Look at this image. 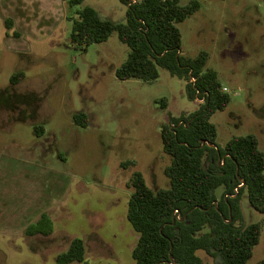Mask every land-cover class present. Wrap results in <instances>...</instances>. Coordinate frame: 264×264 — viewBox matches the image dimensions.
Masks as SVG:
<instances>
[{
    "label": "rangeland",
    "instance_id": "1",
    "mask_svg": "<svg viewBox=\"0 0 264 264\" xmlns=\"http://www.w3.org/2000/svg\"><path fill=\"white\" fill-rule=\"evenodd\" d=\"M201 3L178 26L182 53L207 50V66L231 94L211 119L218 145L254 133L264 151V0ZM88 5L104 18L127 20L122 0H0V264H58L77 236L90 264H138L132 251L139 233L128 219L131 177L142 171L154 190L170 186L162 126L203 103L188 96L186 79L163 67L152 82L120 79L130 47L118 32L87 47L73 43V20ZM20 71L26 77L13 83ZM82 111L88 126L75 121ZM129 161L136 164L125 167ZM242 205L247 223L263 226L248 264H263L264 213L247 193ZM43 213L52 233L28 234Z\"/></svg>",
    "mask_w": 264,
    "mask_h": 264
},
{
    "label": "trees",
    "instance_id": "2",
    "mask_svg": "<svg viewBox=\"0 0 264 264\" xmlns=\"http://www.w3.org/2000/svg\"><path fill=\"white\" fill-rule=\"evenodd\" d=\"M84 1L69 3L75 6ZM122 1L127 5L126 21L104 18L93 6L78 9L71 33L73 43L87 47L118 32L120 40L130 47L127 59L116 71L120 79L152 82L163 67L186 79L191 99H204L199 110L171 117L162 126L164 152L172 158L165 169L170 186L154 190L142 171L131 177L128 219L139 233L133 257L138 264H248L263 226L261 222L247 223L242 199L247 193L251 205L264 213V151L254 133L234 135L224 146L218 145V128L211 119L227 108L231 94L223 89L218 71L207 66V50L196 57L182 53L178 26L201 8V0L187 4L180 0ZM7 25L12 27L8 21ZM25 77L26 72L20 71L11 81L18 83ZM74 118L82 126L90 123L83 111ZM36 129L43 135V125ZM131 164L136 162L124 166ZM220 187L223 191L219 195ZM53 229L51 218L43 213L28 226L27 233L49 235ZM199 250L214 262L205 261ZM56 260L58 264H90L84 239L73 238Z\"/></svg>",
    "mask_w": 264,
    "mask_h": 264
},
{
    "label": "built area",
    "instance_id": "3",
    "mask_svg": "<svg viewBox=\"0 0 264 264\" xmlns=\"http://www.w3.org/2000/svg\"><path fill=\"white\" fill-rule=\"evenodd\" d=\"M223 89H224L225 91H228L227 87H223ZM199 100H200V99H199ZM201 100H203V101H204V99H201ZM176 213H178V216H179V212H178V211H176Z\"/></svg>",
    "mask_w": 264,
    "mask_h": 264
},
{
    "label": "water",
    "instance_id": "4",
    "mask_svg": "<svg viewBox=\"0 0 264 264\" xmlns=\"http://www.w3.org/2000/svg\"><path fill=\"white\" fill-rule=\"evenodd\" d=\"M171 257L173 258V255H171Z\"/></svg>",
    "mask_w": 264,
    "mask_h": 264
}]
</instances>
